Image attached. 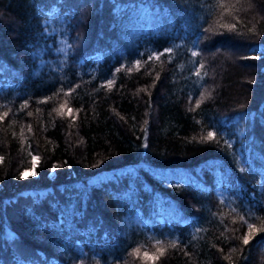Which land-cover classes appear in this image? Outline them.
I'll return each instance as SVG.
<instances>
[{
    "label": "trees",
    "instance_id": "obj_1",
    "mask_svg": "<svg viewBox=\"0 0 264 264\" xmlns=\"http://www.w3.org/2000/svg\"><path fill=\"white\" fill-rule=\"evenodd\" d=\"M0 264H264V0H0Z\"/></svg>",
    "mask_w": 264,
    "mask_h": 264
},
{
    "label": "snow or ice",
    "instance_id": "obj_2",
    "mask_svg": "<svg viewBox=\"0 0 264 264\" xmlns=\"http://www.w3.org/2000/svg\"><path fill=\"white\" fill-rule=\"evenodd\" d=\"M192 55L195 56L196 53L193 52ZM156 58L158 59L159 56H157ZM252 58L255 59L256 57H252ZM137 63H139V61H138ZM108 83L111 84L112 81H108ZM68 111H69V113H71V109H69ZM214 135H215L214 132L209 131V132L207 133V137H206V139H208V140H212V139L214 138ZM38 159H39V158H38L37 156H35V155L32 156V168H31V169H26L25 171H23V172L21 173V176H22V177H26V176H36V175L38 174L37 171H36V167H37ZM53 171H55V169H53ZM247 227H248V229H249V233L246 234V235H244V237H243V243H244L245 245H247V244L249 243V239H250L251 234H252L253 232L256 231L254 225L251 224V223H249V224L247 225ZM144 256H145L146 258H148V259H155V257H149V254H148L147 252L144 253Z\"/></svg>",
    "mask_w": 264,
    "mask_h": 264
}]
</instances>
